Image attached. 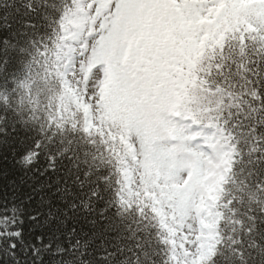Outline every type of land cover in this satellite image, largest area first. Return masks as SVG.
Listing matches in <instances>:
<instances>
[{
    "label": "snow or ice",
    "instance_id": "snow-or-ice-1",
    "mask_svg": "<svg viewBox=\"0 0 264 264\" xmlns=\"http://www.w3.org/2000/svg\"><path fill=\"white\" fill-rule=\"evenodd\" d=\"M0 264H264V0H0Z\"/></svg>",
    "mask_w": 264,
    "mask_h": 264
}]
</instances>
